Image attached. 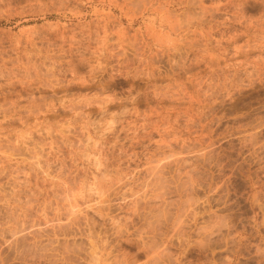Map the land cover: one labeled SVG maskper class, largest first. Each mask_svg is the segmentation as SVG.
Wrapping results in <instances>:
<instances>
[{"label":"rangeland","instance_id":"374dc122","mask_svg":"<svg viewBox=\"0 0 264 264\" xmlns=\"http://www.w3.org/2000/svg\"><path fill=\"white\" fill-rule=\"evenodd\" d=\"M0 264H264V0H0Z\"/></svg>","mask_w":264,"mask_h":264}]
</instances>
